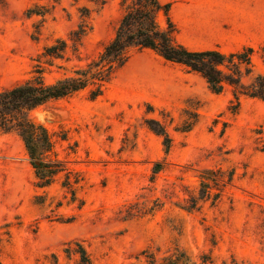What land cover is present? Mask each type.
<instances>
[{
    "label": "rangeland",
    "instance_id": "1",
    "mask_svg": "<svg viewBox=\"0 0 264 264\" xmlns=\"http://www.w3.org/2000/svg\"><path fill=\"white\" fill-rule=\"evenodd\" d=\"M122 16L120 0L102 9L90 0H0V92L38 66L47 83L72 75L100 56ZM82 27L87 35L74 43ZM56 40L68 43L64 60L43 57ZM219 68L226 82L215 93L185 66L135 51L101 97L87 90L32 111L81 180L76 202L62 186L65 174L37 187L23 140L0 130V264H80L76 244L93 264H146L144 251L161 260L178 246L198 264H264V101L235 95L264 77V48L251 67L235 58ZM159 124L172 139L169 152ZM156 162L167 165L153 183ZM205 169L233 172L232 184L198 211L181 209L190 194L200 196ZM141 194L161 205L125 220L124 207Z\"/></svg>",
    "mask_w": 264,
    "mask_h": 264
},
{
    "label": "trees",
    "instance_id": "2",
    "mask_svg": "<svg viewBox=\"0 0 264 264\" xmlns=\"http://www.w3.org/2000/svg\"><path fill=\"white\" fill-rule=\"evenodd\" d=\"M58 2L59 0H53ZM101 9L107 5L108 0H90ZM123 16L116 26V36L104 48L97 58L88 62L86 66L76 68L72 75L66 76L53 83H47L44 70L41 66L35 70L32 78L0 92V130L15 132L24 142L30 156V164L35 171L38 180L37 187L48 188L57 181L62 174L66 175L63 187L72 194L73 201H77V186L81 182L79 176H75L61 160L55 150V139L43 125L36 123L31 112L49 105L55 101L72 98L80 93L90 90L93 99L104 94L106 86L112 82L116 73L123 69L133 57L135 51L151 50L168 62L185 66L189 72H195L205 79L211 90L222 93L226 82L225 73L219 66L225 61L235 58L239 64L251 67L252 48H244L242 51L223 54L218 50L205 52L192 51L180 44L177 39V28L170 17L171 4H162L161 0H120ZM166 18L167 27L161 25V17ZM74 43L82 41L87 35L84 27L75 32ZM76 45V44H75ZM73 47L78 51V46ZM68 43L65 40H56L54 44L46 47L43 57L51 59H66ZM217 59V60H216ZM252 86L250 93L236 91L238 101L241 96L257 97L264 101V77ZM232 84H241L233 82ZM160 130L156 133L165 138L166 151L169 152L172 139L165 128L159 124ZM166 162H156L153 168L152 182L164 171ZM234 173L228 176L222 170H202L200 174V196L190 194L186 199L187 205L181 209L188 212L199 210L201 201L214 197L216 202L221 197L225 187L232 184ZM182 180V179H180ZM187 189V188H186ZM216 191V192H214ZM169 189H166L165 197H169ZM146 194L137 196V199L124 207L125 220L140 219L152 214L161 202L155 199V205L149 206ZM77 249L72 250L75 255H80V264H93L87 251L76 244ZM69 252V251H68ZM142 256L146 258V264H198L194 258L179 246L165 258L159 260L154 253L144 251ZM139 262L140 259H138ZM207 264V260L203 261Z\"/></svg>",
    "mask_w": 264,
    "mask_h": 264
},
{
    "label": "crops",
    "instance_id": "3",
    "mask_svg": "<svg viewBox=\"0 0 264 264\" xmlns=\"http://www.w3.org/2000/svg\"><path fill=\"white\" fill-rule=\"evenodd\" d=\"M180 44L192 51L232 54L264 48V0H161Z\"/></svg>",
    "mask_w": 264,
    "mask_h": 264
}]
</instances>
